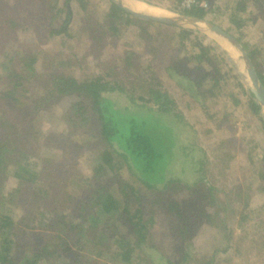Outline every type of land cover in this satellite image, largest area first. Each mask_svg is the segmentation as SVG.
<instances>
[{"label":"trees","instance_id":"obj_1","mask_svg":"<svg viewBox=\"0 0 264 264\" xmlns=\"http://www.w3.org/2000/svg\"><path fill=\"white\" fill-rule=\"evenodd\" d=\"M28 1V4H33V8L38 11L30 12L29 16L35 24L26 25L25 30L29 32L33 28V31L29 33L33 34L41 26L38 24H44L42 38L46 40L53 35L72 38L68 32V25L72 19L71 3L76 1L78 9L84 12L89 4L88 0ZM105 1L109 3L107 13L103 17L106 25L108 24L106 31L109 30L112 35L117 34V37H122L124 28H127L126 32L130 39H138L137 44L142 45L141 50L150 55V61L145 64V68L141 64L133 66L134 62H129V66L135 71L132 80L118 78L106 72L85 73V76L82 75L83 79H76L73 75L62 71L61 67L64 66L61 64L52 67L57 73L54 77L48 71L39 73L37 67L49 57L50 51L17 48L16 52L11 50L8 55L6 53L3 61L4 65L7 64L4 67L7 73L0 76V203L4 202V199H9L12 203L11 199L16 198L20 208L25 211L24 218L20 220H25V224H22L23 228L19 229L20 232L26 228H33L27 224L33 223L34 217L38 215L42 220L37 222L40 227H38L39 231H36V239L40 242L43 239L46 241L49 237L56 243L51 249L44 247L39 252H34V256H28V261L23 257L24 264H39L46 261V258L51 259L49 264L52 261V263L60 264L63 257L71 254L66 238L73 229H78L76 232L81 231L83 234L93 231V234L84 240L91 246H100L106 239L102 221H106L104 218L107 217H114L113 219L118 221L125 228V232L132 237V244L130 241L126 243L119 241L116 249L112 251L113 255L120 256L119 259L122 262L160 264L162 261L164 264H189L188 258L193 250L181 245L180 236L179 241L175 240L174 243V245L177 244L176 248L179 251L176 260L165 257L163 252L153 244L152 234L149 231L153 215L150 208L145 207V203L150 201L153 204H160L161 199L167 200L166 202L171 201V207L176 209L175 215L186 214L190 223L197 222L194 218L204 212L202 205L195 207L194 204H189L182 209L175 200H168L165 197V193L175 186L192 189L194 185H200L198 188H205L207 191L215 189L210 179L213 166L210 159L212 158L198 142L196 123L206 128V125L218 122L223 129L231 117L226 111L221 115L216 114V104L219 103L236 107L245 104L251 117L258 122L263 136L264 118L252 92L239 82L238 73L231 64V60L220 51L210 37L172 23L139 18L115 2ZM145 1L154 4L151 0ZM169 1L172 3L167 5V9L215 25H218L216 18L223 19L222 17L229 10L228 22L233 30L241 34L235 38L242 43V30L251 16L249 11L246 12L248 0H237L225 6L214 3L209 7L197 4L187 7L180 3L182 0ZM11 4L15 6L17 1L13 0ZM5 10L4 4L0 2V26L7 21L8 15ZM96 25V29L90 30L89 34L98 35L100 38L101 33L103 34V26ZM130 26L132 31H129ZM219 28L229 32V27L219 26ZM150 29L152 33L148 32ZM131 41H129V48H125L127 51L121 52L123 55L120 56L123 58L127 55L125 53H135ZM133 41L135 43V40ZM242 45L264 86V58L260 59L261 52L258 48L249 47L245 41ZM50 53L54 57L64 59V56L58 55L60 52ZM132 57L138 59V57ZM124 61L122 59L120 65L115 64V67H123ZM155 63L161 65L162 70L159 68V72H163L162 75L166 73L175 82L181 90V95L193 97L192 101L184 102L187 108L195 109L190 116L177 109L176 101L160 82L157 88L151 81L144 78ZM37 77L41 82L39 86L34 87ZM28 84L37 89L33 91L35 97L26 95ZM146 85L147 89H145ZM231 85L236 92H233L231 87L228 88ZM143 89L146 91L140 94L139 92ZM224 93L226 95L223 96ZM61 96H71L73 99L57 116L62 121L63 127L56 131V138L60 139L64 147L69 146L71 151L73 148L77 149L78 151L74 150V153H78L84 149V146L80 145L78 139L73 136L78 134V131L82 133L80 130L88 128L85 132L92 136V141H86L95 154V167L91 178L78 174L77 170L64 172L63 158L53 153L41 159L40 169L35 170L27 163V159L39 143V138L40 140L45 138V134L40 133V117L53 118V104L56 100L57 103H62V99H59ZM198 113L204 117L203 120ZM192 116H194L193 122L190 120ZM230 126L235 129L233 124ZM241 126L246 129L250 124L244 121ZM68 127L73 135L71 137L68 135ZM52 132L55 134L54 131ZM231 132L229 131L227 138L218 140L219 147L216 148L215 154L218 150L220 154L217 153L218 160L214 163H218L220 155H224L223 148L232 147L238 150L239 147L243 155L240 168L243 166L241 172L244 171V173L242 172V181L238 182L236 188L239 189L240 186L242 187L241 183H244V187L248 189L247 194L252 191L255 195L252 196L253 198L257 195L264 197V147H259L255 143L253 135L248 130L239 135ZM233 155L234 151L226 154V158H229L227 160L232 159ZM118 172L123 177L119 176ZM8 173H11L10 177L16 182L5 196L3 186L9 179ZM126 176L130 181L126 179ZM83 182L87 187L85 185L82 192L92 194L85 199L86 204L79 200L80 203L78 202L77 205V198L72 195L68 187L74 186L77 190ZM142 192L148 193L149 201L146 199L142 201L140 197ZM200 198L206 200L205 193L200 195ZM33 204L36 205V210L33 209ZM208 204H211L210 201ZM161 205L163 202L159 207ZM251 206L249 198L243 205L242 213H239L236 226L242 230L244 236L239 235L238 241L249 238L251 230H248L246 225L250 224L251 219L254 220L252 226L264 234V201L254 208ZM213 213L219 215L218 211ZM203 215L210 218L212 214ZM226 218H228L227 214ZM113 223L115 222L112 221L111 224ZM18 224L21 223L13 222L8 214L0 215V247L3 246V251L0 250V264H15L13 259H6L7 255H3V252L7 251L9 243H14L16 247L19 245L16 241L13 242L14 236L17 235L15 225ZM48 227L52 229V232ZM114 228L120 236L119 225L116 224ZM254 233L249 238L251 242L248 247H251L252 251L256 247L263 249L262 237L258 235V232ZM231 238L230 236V240ZM229 246L230 244L227 243L222 249L216 248L215 255L225 253ZM238 246L239 244L237 245L238 257L241 255L245 260L246 256ZM23 255L24 253L16 254L17 261ZM215 255L200 264H212Z\"/></svg>","mask_w":264,"mask_h":264},{"label":"rangeland","instance_id":"obj_2","mask_svg":"<svg viewBox=\"0 0 264 264\" xmlns=\"http://www.w3.org/2000/svg\"><path fill=\"white\" fill-rule=\"evenodd\" d=\"M12 1L13 0H0V2L3 3L6 8L5 13H7L8 15V17L6 18V23L0 26V76L2 74H5V72L7 73V69L4 68L5 66H7V64L4 65V55L6 53L8 55L11 50L16 52L15 49L17 48L20 50L30 51L40 49L42 50L41 52H60L58 55L64 56V59H61L60 57H54L49 52V57L45 58L42 62L43 64H40L37 67L39 69V73L43 74L44 72L46 73L48 71V73H50V75L54 77L55 75H57V73L52 67L61 64L64 66L63 68L61 67V70L65 73L73 75L76 79H83L82 75L85 76V73L92 74L106 72L107 74L113 75L118 78L121 77L125 80H132L135 76V71L131 66H129V62L133 61V66L135 64H141L145 68V64H147V62L151 59L149 54H146L144 51L141 50L140 47L142 45L137 44L138 39H130V36H128V33L126 32L127 28H124L122 32V37H117V34L112 35L111 31L109 30L106 31V28H108V24L106 25V22L103 17L107 13L106 9L109 5L108 1L88 0L89 4L86 7V12L78 9V7L76 6V1L75 3L72 2L73 4L71 3L70 11V13L72 14V19L70 20V23L68 25V32L72 38L64 37L63 35H53L52 37H48L47 40L42 38L44 34L43 31L45 28L44 24H38L41 26L39 27V29L36 28L37 31H34L33 34H29L33 31V28H31L29 32H26L25 30L26 25L29 26V24H35L34 21L30 18L29 14L31 11H38V9H34V5L31 3L29 5V1L27 2V0H16L17 4L15 6L11 4ZM110 1L121 2L122 5L126 6L130 2L139 1L143 5H148V7L150 8L155 7L160 11L162 10V12L164 13L163 15L170 16V14L172 13L169 9H167V5H171L172 3L169 0H151L154 4L148 3L145 0ZM203 1L206 3L207 7H209L211 4L214 3H218L222 6H225L229 5V3L236 2L237 0ZM246 6V12L249 11L251 16L250 19L247 21L246 26L242 30V43L243 41H245L246 44L252 49L258 48L261 52L259 53L260 59H263L264 0H248ZM139 13L143 12L139 11ZM153 15L161 14L154 13ZM228 16L229 10L226 11V14L222 17L223 19L219 18L218 20V18H216V22L222 28L229 27L228 34L232 37L235 38L237 36H240L241 34L236 30H233V27H231V24H229ZM96 24H100L103 26V34L101 33L100 38H98V35L94 36V34H89L91 33L90 30L96 29ZM186 25L188 27H191L190 29L204 33L206 36L210 37L213 42L215 41L214 43L217 44L220 51H222L224 55L231 60V64L234 66L236 72L238 73L239 82L244 87L248 88V85L246 84V81L249 80L247 75V68L244 64V61L241 59V57H239L240 55L238 54L237 49L233 48L226 39H223L220 36H216L209 31L203 32L201 30L205 29V25L203 24H197L196 26H194V28L190 23H186ZM130 30L132 31V26L129 27V31ZM148 32L152 33V30L150 29ZM130 40H132L131 44L133 45L132 47L135 53H125L127 55H125V57L123 58V56H120L123 55L121 52L127 51L125 48H129L128 45ZM133 40H135V43ZM236 40L242 47V43L239 42L238 39ZM18 44L20 45V47H16ZM222 44H224L225 46ZM130 54L134 57H138V59H134ZM126 56H128L127 59ZM122 59L123 61L125 60L123 62V67H115V64L120 65V61ZM251 65L255 70L252 62ZM159 68H162L161 65L155 63L151 67V69L148 70L144 78L148 81H151L157 88H159L158 83L160 82L163 88H165L169 92L170 96L176 101L177 109L180 110L182 113H185L187 116H190L192 112H195V109L187 108L184 102L185 100L192 101L193 97H190L189 95H181V90L177 87V85H175V82L172 81L166 75V73L162 75L161 73L163 72L160 73ZM116 69L120 71H117ZM139 81H141L140 78ZM40 82L41 81L39 77H37V79L35 80L34 87L39 86ZM232 86L233 85L228 86V88L231 87V90H233V92H236V89L232 88ZM34 87L28 84V88H26L28 89V91L26 92L27 96L34 95L33 91L37 90ZM145 89H147V85ZM145 91L146 90L143 89L139 93L142 94ZM223 91L226 90L223 89ZM222 95L224 96L226 95V93ZM59 99H62V103H57L56 100V103L53 104V118L51 116H49V118L44 116L40 117V133L41 135L45 134V138H43L42 140H40L39 138V143L38 145H36L35 149L32 151V154L27 159V163L35 170L40 169L42 167L41 159L43 157H49L50 154L53 153L56 154L57 157L61 156L63 158L64 172H67L68 170H71V172L77 170L78 174L84 175L87 178H91V175L93 174V168L95 167V154L93 152V148L90 146V144L87 143V141H92V136H90L89 133L87 134L85 132L88 128L80 130L82 131V133L78 131V134L76 133L75 136H73L70 132L71 129L68 127V135L70 137L71 135L73 137H76L80 142V145L84 146V149H81V151H79L78 153H74V150L77 149L73 148V151H71V148L69 146L64 147L60 143V139L58 137L56 138V131H59V129H62L63 127L62 121L57 116L58 114L63 112L62 109L65 110L64 107H66L68 102H71V99H73V97L61 96V98ZM215 111L217 112H215L217 115L224 114L223 112L226 111L228 113V116L230 115L231 117L228 124L225 125L223 129L220 128L222 126L218 125V122L215 124L210 123L209 125H206V128H204L203 125L196 123V129L198 132L197 139L199 140L198 142L207 151L210 158H212L210 159L211 163L213 164L211 168L212 176H210V179L213 181L215 189L212 191H207V189L203 188V190L198 188L200 185H194L192 189L187 188L185 186H175L165 193L166 199L175 200L181 206L182 209L186 208V205L189 204H194L195 207H200L202 205L204 207V212L201 213L199 217L194 218L197 220V222L190 223V220H187L188 215L182 213H178L175 215L174 211L176 209L171 207V201L166 202L167 200L161 199L160 202H163V205L159 207L161 203L153 204L147 199V192L140 193L142 201H144L145 199L149 201L148 203H145V207L150 208V212L153 215V219L149 226V231L152 234L151 239L153 240V244L163 252V255L165 257L176 260L178 259L177 254L179 251L176 248L177 244L174 245V243L176 242L175 240H178V238L181 237V245L183 244L185 248L189 247L193 250V253L188 258L189 264H200L201 262L204 263L208 261L210 258H212V255H215L216 248L222 249L225 245H227V243L230 244L229 248L226 250L225 253H217L214 257L215 259L213 260L212 264H264V248L262 249L260 247H256L257 249L255 248L254 251H252V248L248 247V244L251 242L249 241V238L253 236V234H255V231L258 232V235L262 237V240L264 242V234H262L258 228L252 226L254 220L251 219L250 224L246 225L247 229L251 230V234L249 233L248 236L249 238H246L244 241H238L240 236H244L242 230H240L236 226L239 213H242V209H244V203L247 202V200H249L250 198L252 203L251 208H254L255 206H259L261 202L264 201L263 196L257 195L253 198L252 196L255 195L252 194V191L251 193L247 194L248 189L244 187V183H241L242 187L240 186L239 189L236 188L238 182L242 181V172L244 173V171L241 172L243 166L240 168V165H242L241 162H243L242 151H239V147L238 150H236V148L233 149L232 147L229 149L223 148L224 155H220L218 163L216 162L217 164L214 163V161L218 160L217 156L218 154H220L219 150L217 151L218 154H215L216 148L219 147L217 146V143L219 142L218 140L227 138L229 136V131L234 132L235 135H239L244 133V131L247 132L248 130V132L253 135L255 143L259 145V147H264V136L259 129L258 122L251 117L245 104L236 107L230 104L223 105L219 103L218 105L216 104ZM198 116L200 117V119H204V117L200 113H198ZM226 119H228V117ZM190 120L191 122H193L194 116L190 117ZM244 121H247V123L250 124V126L246 129H243V127L241 126L242 122ZM232 124L235 126V129L233 127L231 128L230 125ZM83 127L84 126H82V128ZM52 131H54L55 134ZM230 151H234V155L232 159L227 160L229 158H226V154L230 153ZM246 167H248V165ZM119 173L120 172H118V174ZM10 174L8 173L9 179L5 181L3 186V193H5V196L7 195L6 192L10 190L9 188L12 187L16 182L14 178L10 177ZM119 176L123 177L122 174H119ZM126 179H128V176H126ZM128 180L130 181V179ZM85 185L86 184L83 182L81 187L77 190H75L74 186L72 188L70 186L68 187V189L71 190L72 195L77 198V205L79 200L81 203L86 204L85 199L87 197H90V195L92 194H84L82 192V189L85 187ZM204 193L206 196V200L200 198V195L202 196ZM11 201L12 203L9 202V199H4V202L0 203V215L8 214L13 222L21 223L15 225L17 235L14 236L13 240V242L16 241V243H18L19 245L16 247L14 243H9L7 251L3 252V255H7L6 259H13V262L15 264H24L22 260L23 257H25V259H27L28 261V256H34V252H39L41 249H44V247L51 249V247L56 243L54 242V239L49 237H47L46 241L43 239L40 242H38V239H36V231H39L38 227H40L37 222L42 220V218L38 215L34 217L33 223L29 222V224H27L28 226L31 225L33 228H26L23 232H20L19 229L23 228L22 226L25 224V220L20 221L24 218L25 211L24 209L20 208V206L18 205L19 202L16 198L11 199ZM209 201L211 203L210 205L208 204ZM74 208L76 207L74 206ZM33 209L36 210V205L34 204ZM163 211L165 213H163ZM169 211L172 213H170ZM215 211H218L219 215H215L213 213ZM203 214L212 215L210 216V218H208L206 215ZM226 214L228 215V218H226ZM113 218L114 217H107L104 218V220L106 221H102L105 226V229H103V231L106 232V239L105 241L101 240L102 244L100 246H91L84 240L85 238L93 234V231L84 233L86 235H84L81 231L76 232L78 229H73L72 231H70L68 238H66V243L71 248V254L67 255L69 258L63 257V261L59 263L63 264L64 262L65 264H128L122 262L119 259L120 256L113 255L112 251L116 249L117 243L119 241H121L122 243L130 241L132 244V237L130 236V234L128 235L125 232V228L122 227L121 224H119L118 221L116 222ZM112 221H114L115 223L111 224ZM116 224H118L121 229V232L119 233L120 236L118 235V232L115 231L114 226H116ZM164 226H166L165 229ZM51 227L54 229L52 225ZM49 229V231L52 232V229ZM230 236L232 237L231 240ZM146 240L148 241V237ZM105 243L108 244L105 245ZM238 244L239 250H242L244 255L246 256L245 260L241 257V255L238 257ZM0 250L3 251V246L0 247ZM18 253H24V255L20 258L19 261H17L18 255L16 256V254ZM152 257H154V254H152ZM46 259V261L39 264H49V261L51 259ZM52 262L51 264H58L56 262ZM160 264L164 263L161 261Z\"/></svg>","mask_w":264,"mask_h":264},{"label":"water","instance_id":"obj_3","mask_svg":"<svg viewBox=\"0 0 264 264\" xmlns=\"http://www.w3.org/2000/svg\"><path fill=\"white\" fill-rule=\"evenodd\" d=\"M115 3L119 5L120 7L124 8L125 10L131 12L132 14L142 19H148V20L164 22V23H172V24L185 27V28H191V27H188L186 23L192 24L193 28L197 24H200V25L203 24L205 25L204 26L205 29L204 30L201 29L203 32L209 31L216 36H220L221 38L226 39L233 48L237 49L238 54L240 55L239 57H241V59L244 61V64L247 68V75L249 78V80L246 81L247 82L246 84L248 85V89L252 92V94L254 95V98L258 102L260 109H261V114L264 118V86L261 84L255 70L253 69L251 65V61L249 57L247 56L246 52L244 51V49L240 46V44L237 42V40L234 37L229 35L227 32H225L224 30H222L215 24H212L205 20L197 19L192 16L183 15L176 11L170 10V12H172L170 16L163 15V14L153 15L149 13H144V12L139 13L138 11H134L130 7L126 5H122L121 2H115Z\"/></svg>","mask_w":264,"mask_h":264},{"label":"bare ground","instance_id":"obj_4","mask_svg":"<svg viewBox=\"0 0 264 264\" xmlns=\"http://www.w3.org/2000/svg\"><path fill=\"white\" fill-rule=\"evenodd\" d=\"M126 4V3H125ZM128 4V3H127ZM128 7H130L131 9H133L134 11H140V12H144V13H151V14H154V13H160V14H164L162 12V10H158L156 9L155 7L154 8H150L148 7V5H143L141 2H130L128 5ZM153 7V6H152ZM171 15V14H170ZM224 45V44H222ZM225 46V45H224Z\"/></svg>","mask_w":264,"mask_h":264},{"label":"built area","instance_id":"obj_5","mask_svg":"<svg viewBox=\"0 0 264 264\" xmlns=\"http://www.w3.org/2000/svg\"><path fill=\"white\" fill-rule=\"evenodd\" d=\"M181 3L187 7H189L190 5H199L202 7H207L206 3L203 0H182Z\"/></svg>","mask_w":264,"mask_h":264}]
</instances>
